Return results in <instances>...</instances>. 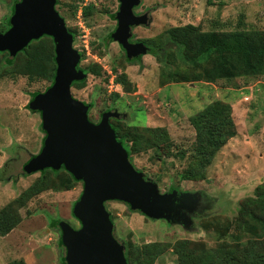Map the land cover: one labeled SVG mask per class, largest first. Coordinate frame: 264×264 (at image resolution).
I'll list each match as a JSON object with an SVG mask.
<instances>
[{"label": "rangeland", "instance_id": "1", "mask_svg": "<svg viewBox=\"0 0 264 264\" xmlns=\"http://www.w3.org/2000/svg\"><path fill=\"white\" fill-rule=\"evenodd\" d=\"M16 1L21 0H0V30H7ZM119 5L118 0H57L56 10L68 30L75 33L73 45L81 55L79 67L87 71L86 81L74 82L71 94L90 106L88 117L93 123H99L103 113L115 110L124 117L110 120L112 125L162 128L168 134L167 143L158 149H142L132 155L131 163L145 180L157 185L160 194L175 191L178 196L189 193L191 198L175 202L173 209L159 206L170 222L154 220L122 202L109 201L106 208L113 216L115 236L135 246L170 244L155 264H178L172 249L178 241L203 244L208 249L227 243L241 253L244 247L237 246L231 237L238 234L235 219L240 203L253 197L257 187H264V76L215 83L169 79L176 64L167 66L150 51L129 59L117 42L106 45L107 36L117 27L113 16ZM90 7L85 16L84 10ZM143 10L151 12V24L133 30V40L139 42L156 43L167 30L187 25L202 32H264V0H142L135 11ZM145 46L150 50L151 46ZM169 52L173 53V48ZM181 67L180 71L185 68L183 64ZM121 74L133 85L130 93L116 82ZM50 86V81H30L24 75L0 78V211L18 200L41 176V172L17 174L44 148L47 134L42 129L41 113L32 111L29 105L34 93H44ZM215 101L231 105L237 135L204 170V180H184L196 142L189 119ZM59 173L65 175L66 171ZM72 184L70 190L50 189L22 201L17 208L20 222L9 234L0 235V264H63L61 233L50 226V220L60 219L80 228L73 208L84 184L78 180ZM224 229L229 233L221 236Z\"/></svg>", "mask_w": 264, "mask_h": 264}, {"label": "water", "instance_id": "2", "mask_svg": "<svg viewBox=\"0 0 264 264\" xmlns=\"http://www.w3.org/2000/svg\"><path fill=\"white\" fill-rule=\"evenodd\" d=\"M118 1L120 6L114 15L117 27L111 39L122 46L129 59L147 54L149 48L145 44H133L130 39L132 29L148 27L151 17L135 14L141 0ZM56 5L57 0H21L14 7L10 28L0 33V53L8 52L11 59L44 36L51 37L55 45L54 83L29 105L32 111L41 113L42 129L47 137L42 152L31 156L23 170L32 174L64 168L84 184L73 208L80 228L66 221L59 222L65 248L64 264H128L126 247L115 236L106 203L119 201L154 220L170 222L159 206L173 209L175 202L180 204L191 196L189 193L178 196L175 191L160 194L157 185L145 180L133 166L110 123L111 119L124 115L107 111L99 123H93L88 117L90 106L73 98V83L85 80L87 74L79 67L80 52L74 48V36Z\"/></svg>", "mask_w": 264, "mask_h": 264}, {"label": "trees", "instance_id": "3", "mask_svg": "<svg viewBox=\"0 0 264 264\" xmlns=\"http://www.w3.org/2000/svg\"><path fill=\"white\" fill-rule=\"evenodd\" d=\"M17 3L18 1L12 6L11 16ZM90 10L91 7L86 8L84 15L88 16ZM11 16L7 20V30L10 28ZM6 31L1 29L0 33ZM71 33L75 37V33ZM112 41L108 35L105 40L106 45ZM142 42L151 46V54L157 57L160 62H164L167 66L172 63L176 64V70L174 69L172 74H169V79L177 82L215 83L220 79L264 76V32L256 30L202 32L194 25H187L167 30L163 39H159L156 43ZM169 48H173V53L169 52ZM1 55L4 57L0 59V78L24 75L30 81L46 80L51 82V86L54 83L57 65L55 45L51 37L44 36L39 40L32 41L13 59L10 58L8 52L0 53ZM181 64L185 67L184 71H180ZM85 81L75 82L74 85ZM116 82L123 87L125 92L130 93L133 90V85L125 74L118 76ZM38 94L40 93H34L32 100ZM189 121L195 130L196 142L183 179L204 180V170L210 166L216 154L227 142L237 135L232 117V107L222 101H215L192 116ZM123 126L120 123L112 125L117 140L127 150L131 162H133V154L140 153L142 149L161 148L168 141V134L162 128L140 129L136 126L128 128H123ZM61 170L66 171L64 168ZM61 170L46 169L42 171L41 176L18 200L0 211L1 236L9 234L20 222L17 208L22 206L23 200L31 199L46 190H70L73 187L72 181H76V179L67 171L65 175H62L59 173ZM20 173L27 174L23 167ZM53 174L59 176L53 177ZM111 220L113 221L112 215ZM59 222H61L60 219H51L50 226L60 231ZM215 224L211 223L210 225ZM235 228L238 234L231 237L234 243H238L237 246L244 247L243 252L238 253L227 243H221L222 245H218L215 249H208L203 244L178 241L172 245L173 252L178 257V264H264L263 186L256 188L253 197L240 203L238 218L235 219ZM226 229L228 230V227ZM226 229L222 231L223 235L221 234V236L228 235L229 232ZM120 242L126 247L125 255L128 264H155L156 260L171 247L170 244L157 242L142 246H135L130 242L127 244L123 241ZM59 245L65 254L62 238H60ZM64 254L62 255L63 264ZM7 264L25 263L13 261Z\"/></svg>", "mask_w": 264, "mask_h": 264}, {"label": "flooded vegetation", "instance_id": "4", "mask_svg": "<svg viewBox=\"0 0 264 264\" xmlns=\"http://www.w3.org/2000/svg\"><path fill=\"white\" fill-rule=\"evenodd\" d=\"M120 3V2H119ZM141 4H142V0H141ZM141 4H140V6H141ZM120 6V5H119ZM139 6V7H140ZM139 7H137V8H135L136 10L139 8ZM134 12H135V14L136 15H138V16H142V15H145V14H148V16L149 17H151V12L149 11V10H143L142 12H136L135 10H134ZM115 15V14H114ZM137 28V27H136ZM135 29V28H134ZM134 29H132V38L130 39V43H143V42H139V41H136V40H133V30ZM110 37H111V35H110ZM113 42H115V41H113ZM118 43V42H117ZM119 44V43H118ZM144 44V43H143ZM120 45V44H119ZM120 47L122 48V46L120 45ZM123 49V48H122ZM124 50V49H123ZM150 51V50H149ZM124 52L126 53V51L124 50ZM126 57L128 58V56H127V53H126ZM139 59V58H138ZM21 174V173H20ZM20 174H17V175H20ZM12 175H14V174H11V176Z\"/></svg>", "mask_w": 264, "mask_h": 264}]
</instances>
